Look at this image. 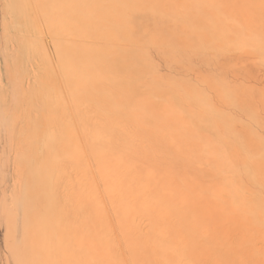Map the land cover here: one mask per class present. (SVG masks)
<instances>
[{"label":"rangeland","instance_id":"rangeland-1","mask_svg":"<svg viewBox=\"0 0 264 264\" xmlns=\"http://www.w3.org/2000/svg\"><path fill=\"white\" fill-rule=\"evenodd\" d=\"M0 264H264V0H0Z\"/></svg>","mask_w":264,"mask_h":264}]
</instances>
